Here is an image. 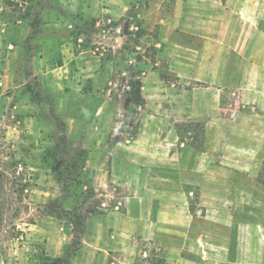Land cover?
Returning a JSON list of instances; mask_svg holds the SVG:
<instances>
[{
    "label": "crops",
    "instance_id": "1",
    "mask_svg": "<svg viewBox=\"0 0 264 264\" xmlns=\"http://www.w3.org/2000/svg\"><path fill=\"white\" fill-rule=\"evenodd\" d=\"M44 6L40 13L41 29L32 38L39 39L36 42L40 47L36 48L30 42L27 46L25 39L28 36L24 39L25 47L13 42H5V47H0V100L13 103L9 112L2 116L3 112L0 113L1 119H6L7 115L10 118L3 140L11 143L13 148L26 151L28 168L37 167L40 160L33 158V153L42 146L36 142L34 135H38V130L32 124L34 121L37 125L42 115L30 94L23 92L27 81L35 79L42 94L54 98L55 114L65 124L68 141L71 144L78 142L77 148L88 152L83 166L88 181L92 185L96 183L98 188L116 184L124 193L115 209L121 206L125 213L113 212L96 221L101 228L104 225L114 230L116 246L126 245L136 225L141 222L148 231L181 235L177 257L174 260L164 257L166 264H264V177H260L264 167V144L259 138H254L255 130L248 123L244 128V142L236 149L228 141V130H215L208 123L202 149L198 150L182 142L176 143L178 138L174 131L167 132L164 126L161 127V116L149 114L139 107L141 123L130 136L132 124L126 123L120 128L114 113L116 103L112 98V87L126 72L116 66L113 55V59L104 58L92 46L104 43L113 53L126 52L120 25L108 27L105 23L132 19L129 10L133 1L44 0ZM146 7L143 5V9ZM59 11L82 21L94 20V28L101 25L99 34L104 41L88 42V33L76 32ZM150 11L146 10V16L160 23L159 14L152 16ZM263 18L254 19L260 21ZM238 19L236 21L241 22ZM46 26L48 29H44ZM58 26L67 31L59 32ZM255 30L258 31L257 26ZM165 38L162 28L160 35L152 38L156 55L164 53L157 47H161ZM242 51L245 50L241 47L224 48L221 58L209 52L205 58L191 62L196 71L192 80L204 90L217 91L206 99L207 121L214 116L216 108L213 104L217 102L219 105L222 95L254 82L256 70L264 71V57L263 63L249 61V68H245L246 57ZM53 53L60 55L59 64L52 63L49 55ZM24 55H27L25 68L22 67ZM147 61L144 66L150 64V70L141 79L138 100L145 109L154 104L146 94L147 87L164 84L158 74L162 64L155 56ZM118 70L121 71L118 73ZM23 101L35 107L36 112L23 115ZM258 134L264 133L260 131ZM24 135L30 136L26 139ZM215 137H222V143L213 145L210 141ZM174 149L180 151L183 159L182 169L177 171V175L168 172V164H174L176 160L172 154ZM200 175L203 185L196 192L185 186L161 189L148 185L193 184L198 182ZM35 176L34 186L29 192L24 190L28 195L23 196L19 205L22 214H32L35 219L20 223L28 231L26 240H16L11 246L7 241L9 245L6 242L5 252L0 253V264H40L41 256L60 259L66 255L68 238L55 226L58 217L48 209L49 198L54 194L62 195L60 185L49 175L44 179ZM220 187L225 192L221 193ZM43 209L48 213L41 212ZM88 214L91 213L85 216L84 228ZM84 231L83 236L86 234ZM84 251L82 242L79 253ZM76 260L75 255L68 259L70 264H77ZM107 261V257L99 254L98 258H90L86 264H107Z\"/></svg>",
    "mask_w": 264,
    "mask_h": 264
},
{
    "label": "rangeland",
    "instance_id": "2",
    "mask_svg": "<svg viewBox=\"0 0 264 264\" xmlns=\"http://www.w3.org/2000/svg\"><path fill=\"white\" fill-rule=\"evenodd\" d=\"M131 1H133V6L129 10V14L132 19H127V22L121 19V21L105 23L108 27L120 25L121 32L125 36L123 47L126 52L116 51L113 53L104 43H95L92 46L94 49L97 48L95 52L104 58L113 59V55L116 66H120L126 72V80H124L125 76H120L118 82L113 87L111 85L112 98L116 103L114 113L118 118V123L120 122V128L126 123H131L133 127L129 134L131 136L141 123L139 115L142 111L138 110L141 107L149 114L161 116V119L166 120V123L162 120L161 127L164 126L167 132L171 129L174 131L178 138L175 140L176 143L182 142L192 148L198 147L200 142L204 141L208 123L215 130H228L230 132L228 141L236 149L244 142L242 139L244 128L248 123L255 130L254 138H259L264 144V134H258L260 131L264 133V71L256 70L255 76H253L254 82L250 81L242 89L230 90L222 95L221 103L213 104L216 108L214 116L209 117L207 121L205 110L208 104L206 99L208 96L215 95L217 91L215 89L204 90L200 84L192 80L196 71L191 67V62L205 58L209 52H214L216 58L218 56L221 58L224 48L230 50L238 47L245 50L242 51L246 57L245 68H249V61L263 63L264 0ZM143 5L147 7L143 9ZM44 7V0H0V47H5V42L17 43V45L25 47L24 39L25 36H29L31 22L27 13L31 8V13L40 14ZM148 9L153 12L152 16L159 14L160 23L146 16ZM46 16L49 17L47 13ZM236 17L241 22H237ZM254 18L263 19L256 21ZM255 26L258 27V31L255 30ZM100 27L101 25L88 32V42H98L99 39L104 41L99 34ZM161 28L166 38L161 47H157V50L164 53L156 55L152 38L160 35ZM44 29H48V26ZM58 29L59 32L67 31L59 26ZM36 41L39 42V39H32L30 43L38 48L41 45ZM223 43L225 44L223 45ZM49 56L52 58V63L59 64L61 62L60 55L53 53ZM154 56L162 64L158 74L164 84L147 87L144 83V86L147 87L146 94L149 95V100L154 103L145 109L144 105L138 102L139 99L132 96V83L139 82L141 86V79L150 70V64L144 66V63L148 62V58L154 59ZM26 61L27 55H24L23 68L26 66ZM119 71L121 70H118V73ZM32 83V80L27 81L29 85ZM23 92H26L25 87H23ZM211 105H209V109ZM21 106H23V115L28 116L31 111L36 112L35 107L32 108L25 101L21 103ZM37 106L42 119L37 121V125L33 121L34 129L38 130V135H33L36 137V142L42 147L33 153V158L40 160L35 169L27 167L29 155L26 151L13 148L11 143L3 140L10 118L7 114L6 119L0 118V253L2 252V254L5 252L4 247L7 241H10L11 246L16 240L20 242L26 240L28 231L20 223L31 222L35 219L32 214L24 215L19 210L23 196L28 195L24 190L27 189L29 192L32 189L35 184V175H39L43 179L49 175L55 181L57 180L56 165L50 158V151L54 147V126L49 115L51 105L47 100H43ZM12 107L11 100H7L5 103L0 100V113L3 112L1 116L4 112H9ZM196 120L200 121L196 122ZM194 123L203 125L205 130L203 134L194 127ZM190 126L191 128L185 131ZM25 130L28 132V129L25 128ZM29 136L24 135V138L27 139ZM221 138L215 137L210 142L213 145L222 143ZM73 150L78 154L74 158L78 160L80 168L78 172L71 173L69 178H63L69 182L70 186L67 195L54 194L49 198V203L56 201L55 209L62 207L64 210H72L80 207L83 210H89L88 213L91 214L87 215L85 228L83 227L86 234L80 235L79 244L72 245L71 242L76 239V234L71 229L72 226L67 221L56 218L55 226L61 229V234H64L69 241L66 255L60 259H49V261H46L47 257L41 256L40 264H63L62 260L66 259L73 250L72 255L77 257L75 261L77 264H86L90 258H98L99 254L108 259L111 258L113 264H132L137 254H142L144 250L149 252L151 249H155L163 257L174 260L178 255V243H182L181 235L175 232L148 231L145 230L141 222L136 225L126 245L116 246L114 230L105 228L104 225L101 228L102 226L98 225L96 221L101 220L103 215L113 212L125 213L121 206L117 210L115 209L116 203L121 202L124 193H122L121 187L116 184H107L101 188H98L96 183L92 185L86 178L87 172L83 170L88 152L80 150V148H73ZM169 154H171L170 151ZM172 154L176 160L173 161L174 164H168V172L177 175V171L182 169L183 159L180 157L182 154L177 149H174ZM63 159L71 162L70 158L63 157ZM262 170L264 175V167ZM202 180L200 175L198 182L193 184L173 182L150 183L148 185L161 189L165 187L178 189L185 186L186 189L196 192L201 190ZM220 191H222L221 193L225 192L222 187H220ZM79 197L80 199H78ZM47 211V209H43L41 212L48 213ZM82 242L85 245V251L80 254L79 249ZM7 244L9 245L8 242ZM144 256L143 254L142 257Z\"/></svg>",
    "mask_w": 264,
    "mask_h": 264
},
{
    "label": "trees",
    "instance_id": "3",
    "mask_svg": "<svg viewBox=\"0 0 264 264\" xmlns=\"http://www.w3.org/2000/svg\"><path fill=\"white\" fill-rule=\"evenodd\" d=\"M46 5V4H45ZM62 16L67 18L71 25L73 26L74 30L78 33H88L94 28L95 21H82L75 16H70L68 14H65L64 12H61ZM27 16L30 17V34L25 39V43L27 46H29V42L36 33L41 29L42 26V19L40 17V14H33L30 12L27 13ZM125 49V48H124ZM29 57V56H28ZM26 76H30V73L28 70L25 72ZM32 84L26 86V91L30 94V97L32 101L39 105L43 100H47L50 103V110L49 115L51 117L52 124L54 126V147L50 151V158L56 165V171H57V182L60 185L62 194L64 196L67 195L69 191V182L67 180H63L64 177L69 178L71 173L78 172V169L80 168V164L78 160H76L74 157H76L78 154L73 150L72 144L68 141L66 135H65V124L62 122L60 118H58L55 114L54 110V98L52 96H48L45 94H42L41 90L39 89L38 83L35 81V79H32ZM135 82L132 83V88L134 87ZM194 127L198 128V131L203 134L204 133V127L201 123H194ZM190 127H187L185 129L188 130ZM197 149H202V142L198 145ZM70 158L71 162H67L63 159ZM260 177H264L263 170L260 172ZM86 200V199H85ZM89 212V210H83L80 207L73 208L72 210H64L62 207H57L55 210H53L52 213H54L58 218L67 221L71 226L72 230L76 234V239L73 241L72 245L79 244L80 235L83 233V227H84V219L86 214ZM74 250L71 251L67 258L62 260L63 264H70L68 259L73 254ZM145 255L142 257V255ZM50 258H46V261H49ZM56 261V260H53ZM107 264H113L111 258L108 259ZM132 264H166L165 258L157 252L155 249H151L149 252H144L142 254H137L134 258Z\"/></svg>",
    "mask_w": 264,
    "mask_h": 264
},
{
    "label": "water",
    "instance_id": "4",
    "mask_svg": "<svg viewBox=\"0 0 264 264\" xmlns=\"http://www.w3.org/2000/svg\"><path fill=\"white\" fill-rule=\"evenodd\" d=\"M139 91H140V83L139 82H136L135 85H134V87H133L132 96L135 97V98H137V99H139ZM78 145H79V143L76 142V143L72 144V147L74 149H76L78 147ZM55 205H56V202L50 203L49 206H48V209L50 211H53L55 209Z\"/></svg>",
    "mask_w": 264,
    "mask_h": 264
}]
</instances>
